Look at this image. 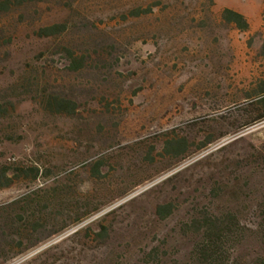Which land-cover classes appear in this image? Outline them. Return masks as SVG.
I'll return each instance as SVG.
<instances>
[{
  "label": "rangeland",
  "instance_id": "rangeland-1",
  "mask_svg": "<svg viewBox=\"0 0 264 264\" xmlns=\"http://www.w3.org/2000/svg\"><path fill=\"white\" fill-rule=\"evenodd\" d=\"M262 97L264 0H0V264H264Z\"/></svg>",
  "mask_w": 264,
  "mask_h": 264
},
{
  "label": "trees",
  "instance_id": "trees-1",
  "mask_svg": "<svg viewBox=\"0 0 264 264\" xmlns=\"http://www.w3.org/2000/svg\"><path fill=\"white\" fill-rule=\"evenodd\" d=\"M222 19L226 23L235 25L239 30L241 31H247L249 30V23L245 19L244 16L241 14L231 11V10H225L222 13ZM258 107L260 112H264V97L260 98L258 101Z\"/></svg>",
  "mask_w": 264,
  "mask_h": 264
}]
</instances>
